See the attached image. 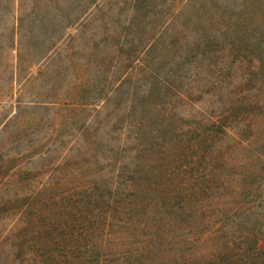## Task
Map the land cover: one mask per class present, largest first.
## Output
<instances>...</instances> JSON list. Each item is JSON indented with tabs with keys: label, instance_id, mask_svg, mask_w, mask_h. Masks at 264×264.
I'll return each instance as SVG.
<instances>
[{
	"label": "trees",
	"instance_id": "16d2710c",
	"mask_svg": "<svg viewBox=\"0 0 264 264\" xmlns=\"http://www.w3.org/2000/svg\"><path fill=\"white\" fill-rule=\"evenodd\" d=\"M230 1L212 3L230 7ZM152 2L130 0L128 29L139 28ZM241 4L240 23L227 27L233 35L246 30L247 46L235 50L234 39L224 45L221 61L213 63L217 73H210L213 57H205L210 44L203 46L199 31L189 49L180 43L181 65H166L165 77L149 69L154 79L149 91H163L167 107L144 110V101L129 95L128 108L110 119L112 134L105 129L100 135L77 133L88 172L83 186L63 199L65 212L57 207L45 217L35 206L45 208L46 199L37 193L19 195L20 179L29 170H24L16 144L21 136H37L40 120L27 116L24 121L19 102L9 104L17 108L13 117L20 124L0 118V187L5 192H0V218L20 210V224L8 239L17 241L20 252L31 253L23 264H264V0ZM60 28L54 24L39 43V60L51 50L46 42L60 38ZM38 29L46 31L43 22ZM20 58L18 54L19 64ZM189 71L208 74L203 82L210 89L186 83ZM23 73L22 81L14 77L12 82L21 83L19 93L34 79L29 66L17 65L14 76ZM223 75L227 83L220 79ZM117 87L103 98L100 87L92 85L96 98L85 108H94L95 117L116 96ZM195 90L206 93L211 113L184 127L176 110L191 103ZM67 92L76 95L80 85ZM151 113L156 114L153 122ZM32 146L40 149L41 141ZM99 160L104 161L101 171ZM92 163L96 168L90 170Z\"/></svg>",
	"mask_w": 264,
	"mask_h": 264
},
{
	"label": "rangeland",
	"instance_id": "374dc122",
	"mask_svg": "<svg viewBox=\"0 0 264 264\" xmlns=\"http://www.w3.org/2000/svg\"><path fill=\"white\" fill-rule=\"evenodd\" d=\"M223 1L153 0L149 14L135 31L128 29L130 0H0V118H8L7 123L12 126L20 124L13 117L17 108L14 110L9 105L19 102L16 106H20L24 121L29 119L27 116H38L40 120L37 136H21L16 144L22 154L24 170H29L28 175L20 179L19 195L37 193L36 197L46 199L45 208L35 206L45 217H50L57 207L65 212L63 199L83 186V174L88 172L84 171L87 161L83 160L86 158L81 136L87 132L100 135L102 129L112 134L114 125L110 119L122 115L128 108L129 95L143 100L144 110L151 111L158 105L167 107L169 100L162 96L163 91H149L148 85L154 80L149 69L165 77L166 65H181L180 43L189 49L193 35L201 31L203 46L210 44L205 57H213L211 75L217 73L218 68L213 63L219 57L221 61L220 51L224 45L234 39L235 50L244 49L248 32L239 28L233 35L232 27H227V24L240 23L237 14L239 8H242L240 13H244V8L240 0L230 1V7H218ZM41 22L46 31L38 29ZM56 23L61 25L57 29L60 38L46 42L45 48L51 47V50L45 59L39 60L42 51L36 52L37 47L44 37L47 39L46 33H50ZM17 65L29 66L34 78L29 88L20 93L21 83L12 84L14 77L22 81L24 76V73L14 76ZM207 75L189 71L186 83H196L194 85H200L202 91L210 89L203 82ZM223 76L224 79H220L227 83L229 78ZM78 84L79 93L67 92ZM94 84L100 87L99 95L103 98L110 96L109 91L118 86L116 96L109 99L95 117L94 108H85L86 103L96 98L90 93ZM200 90L192 92L191 103L176 110L184 127L195 126L203 114L211 113L206 93ZM42 100L57 104H42ZM25 102L29 104L26 108ZM80 103L83 108L78 107ZM141 107L135 113H139ZM155 115L150 114V122L155 120ZM77 133H82L81 140L77 139ZM35 140L41 141L40 149L32 146ZM95 148L102 150L99 145ZM7 152L10 150L4 151ZM103 163L99 160V171ZM94 168L96 165L92 163L90 170ZM0 192L5 193L1 187ZM18 212L0 218V264H23L30 259V252L25 249V254L20 252L17 241L8 239L9 233L20 224Z\"/></svg>",
	"mask_w": 264,
	"mask_h": 264
}]
</instances>
